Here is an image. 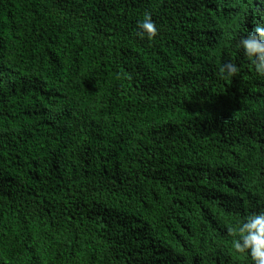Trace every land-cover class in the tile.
<instances>
[{
    "label": "trees",
    "instance_id": "1",
    "mask_svg": "<svg viewBox=\"0 0 264 264\" xmlns=\"http://www.w3.org/2000/svg\"><path fill=\"white\" fill-rule=\"evenodd\" d=\"M258 25L264 0H0V264H253Z\"/></svg>",
    "mask_w": 264,
    "mask_h": 264
},
{
    "label": "clouds",
    "instance_id": "2",
    "mask_svg": "<svg viewBox=\"0 0 264 264\" xmlns=\"http://www.w3.org/2000/svg\"><path fill=\"white\" fill-rule=\"evenodd\" d=\"M138 35L152 40L157 35V27L150 14L138 22ZM239 47L251 61L260 76H264V25L241 38ZM238 68L233 63L224 65V74L233 76ZM234 239L232 250L237 255H250L253 264H264V211L254 213L230 230Z\"/></svg>",
    "mask_w": 264,
    "mask_h": 264
}]
</instances>
